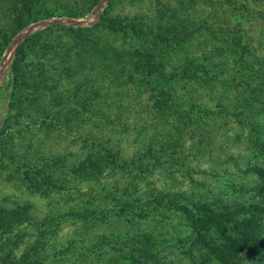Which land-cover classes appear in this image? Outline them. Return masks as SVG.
<instances>
[{
	"label": "rangeland",
	"instance_id": "1",
	"mask_svg": "<svg viewBox=\"0 0 264 264\" xmlns=\"http://www.w3.org/2000/svg\"><path fill=\"white\" fill-rule=\"evenodd\" d=\"M94 1L0 0V264H264V0Z\"/></svg>",
	"mask_w": 264,
	"mask_h": 264
},
{
	"label": "trees",
	"instance_id": "2",
	"mask_svg": "<svg viewBox=\"0 0 264 264\" xmlns=\"http://www.w3.org/2000/svg\"><path fill=\"white\" fill-rule=\"evenodd\" d=\"M98 3L99 0H95L93 3H91L90 6H96ZM27 12L28 13L26 15H20V21H18V23H20L15 32L23 30L25 27L29 26L32 23L55 17L57 15L55 12L48 13L47 15H41V11H34L31 9H28ZM68 15L70 17L75 14L70 13ZM145 71L150 75L156 76L158 79L164 80L165 78L164 72H162L161 67L151 60L146 61ZM182 211L185 217L190 222L193 231L196 233L197 241L202 242L204 240V230H202V226L204 224H207L208 227L215 228L225 238L227 243H229L228 250L230 249L233 254L237 255L238 253H243L250 257L262 255L264 256V239L260 238L259 232H255L257 229L255 225H252V229L250 230H241L238 238H236L228 235L222 227V221L228 220L225 215L212 213L210 214V216L198 218L192 211L187 208H184ZM247 228L249 227L247 226ZM228 250L226 252H228ZM220 258H222V255ZM220 260L223 262V264H228L227 261L222 259ZM252 260H254V262H257L256 264H260L258 261H255L256 259Z\"/></svg>",
	"mask_w": 264,
	"mask_h": 264
}]
</instances>
